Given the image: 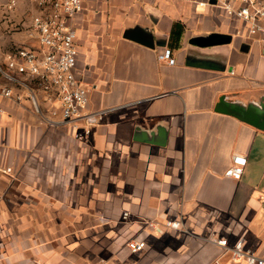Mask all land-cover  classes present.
<instances>
[{
	"label": "crops",
	"instance_id": "1",
	"mask_svg": "<svg viewBox=\"0 0 264 264\" xmlns=\"http://www.w3.org/2000/svg\"><path fill=\"white\" fill-rule=\"evenodd\" d=\"M83 1L77 73L101 117L63 123L44 96L43 119L0 91V264H248L212 234L264 255L263 41L205 0ZM138 28L154 46L124 37Z\"/></svg>",
	"mask_w": 264,
	"mask_h": 264
},
{
	"label": "built area",
	"instance_id": "2",
	"mask_svg": "<svg viewBox=\"0 0 264 264\" xmlns=\"http://www.w3.org/2000/svg\"><path fill=\"white\" fill-rule=\"evenodd\" d=\"M30 11V44L14 45L0 57V75L6 84L0 88L1 94L15 101L27 98L35 111L44 119V96L56 100L59 107L51 110L52 115L60 113L61 122L84 119L88 125L97 123L98 112H85L89 102V88L77 73V18L84 10L83 0H27ZM212 3L224 10L229 17L241 19L253 37L264 42V0H215ZM209 4L210 0L200 2ZM11 0L7 9H13ZM158 58L173 65L176 58L170 48L159 53ZM55 123L54 120H49ZM246 158L235 155L233 164L225 174L240 179ZM172 228L182 227L181 221H167ZM212 243L228 251L233 260L248 264H264V255L248 248L243 238L230 243L226 237L212 234ZM133 252L146 247L144 240L130 239L127 243ZM216 264H220L217 262Z\"/></svg>",
	"mask_w": 264,
	"mask_h": 264
},
{
	"label": "rangeland",
	"instance_id": "3",
	"mask_svg": "<svg viewBox=\"0 0 264 264\" xmlns=\"http://www.w3.org/2000/svg\"><path fill=\"white\" fill-rule=\"evenodd\" d=\"M13 9H7L11 0H0V42L1 39H29L30 11L27 0H15ZM9 44H0V53ZM0 57H2L0 55Z\"/></svg>",
	"mask_w": 264,
	"mask_h": 264
},
{
	"label": "water",
	"instance_id": "4",
	"mask_svg": "<svg viewBox=\"0 0 264 264\" xmlns=\"http://www.w3.org/2000/svg\"><path fill=\"white\" fill-rule=\"evenodd\" d=\"M211 3H215V0H210ZM218 35H211L210 37H208V41L211 43L208 44H215V43H227L230 41V37H224L222 39H217L216 41H212L214 38H216ZM124 37L129 38V39H133L136 40L140 43H143L145 45L148 46H154V43L152 41V39H150V35L149 33H146L145 29H135V30H131V31H127L124 34ZM205 45L204 43H200ZM263 47H264V42H263Z\"/></svg>",
	"mask_w": 264,
	"mask_h": 264
},
{
	"label": "trees",
	"instance_id": "5",
	"mask_svg": "<svg viewBox=\"0 0 264 264\" xmlns=\"http://www.w3.org/2000/svg\"><path fill=\"white\" fill-rule=\"evenodd\" d=\"M179 29V30H181V28H182V25L180 24V23H176V25L174 26V29ZM177 31V30H176ZM174 33H175V30H174ZM180 34V33H179ZM179 38V37H178Z\"/></svg>",
	"mask_w": 264,
	"mask_h": 264
}]
</instances>
